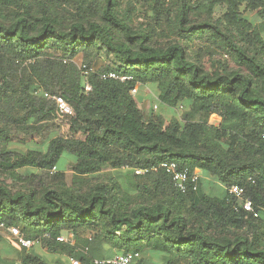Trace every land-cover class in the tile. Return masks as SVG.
Returning a JSON list of instances; mask_svg holds the SVG:
<instances>
[{"label":"trees","instance_id":"1","mask_svg":"<svg viewBox=\"0 0 264 264\" xmlns=\"http://www.w3.org/2000/svg\"><path fill=\"white\" fill-rule=\"evenodd\" d=\"M123 1L0 0V224L80 263L138 252L135 264H264V0ZM137 4L146 16L135 25ZM100 52L114 66L88 75L86 93L73 60L82 54L94 67ZM110 71L131 79L100 78ZM136 85L152 86L164 107L221 123L145 118ZM42 92L71 105L67 123L85 138H48L42 151L13 155L16 135H40L56 116ZM64 154L75 161L70 184L58 170ZM170 161L200 170L225 196L205 194L201 180L180 193L161 170L123 169ZM234 185L257 217L228 194ZM82 232L94 233L86 254L55 240ZM21 264L48 263L27 254Z\"/></svg>","mask_w":264,"mask_h":264},{"label":"rangeland","instance_id":"2","mask_svg":"<svg viewBox=\"0 0 264 264\" xmlns=\"http://www.w3.org/2000/svg\"><path fill=\"white\" fill-rule=\"evenodd\" d=\"M123 1V0H122ZM125 3V1H123ZM123 3V4H124ZM145 8L143 7L142 4H137L136 5V14L137 17L135 19V25L141 24L143 22L142 19L146 16L145 13ZM221 10H217L216 15H219ZM250 15V14H249ZM260 22H257V24ZM199 44H202V42H195L191 48H193L190 51H196L195 48ZM90 54V53H88ZM201 54V62L204 65V67L209 70L211 69V62L212 60L210 59V56L204 55L203 51L200 53ZM215 58L220 59L221 57L216 56ZM225 59V58H224ZM73 63L75 64L76 68L80 67L83 64L89 63V60H87L86 57H84L82 54H79L74 60ZM114 59L106 57L104 52H100L96 54L94 61L92 62V65L96 70L103 69L105 67H113L114 66ZM135 98L138 107L141 109L143 115L145 118L148 117H153L157 118L160 117L164 124L167 125L169 124L172 120H176L180 126H184L189 122L192 123H197V122H202L204 120L207 121L208 125L217 127L221 123L220 117H218L216 114H211L209 116H206L205 114L197 113L194 114L190 111V107L188 105H179L178 107L175 108H167L162 105L157 100V95L155 94L154 88L152 86H138L135 94L133 95ZM68 103V102H67ZM69 104V103H68ZM70 105V104H69ZM71 106V105H70ZM54 119H51L48 123L45 124L44 130L40 135H32V136H24L22 134L16 135L14 137V142L9 146V151L15 155L18 153H24L26 150L32 149V150H37V151H42L44 150L47 139L48 138H54V137H64V138H78V139H84L85 135L80 133V132H72L70 130L69 124L67 123L66 119H60L58 118L57 114ZM24 141V142H22ZM75 161L72 155L69 154H64L63 157L58 162V170H62L65 173V179L68 184L71 183L72 179L74 178V174L72 171L73 165ZM108 170V169H106ZM114 176H116L121 184H125V174L123 172L118 173V172H112ZM205 175V174H204ZM205 184L206 182L203 183V190H205ZM217 196V195H215ZM67 233H63L62 236L65 239H68ZM82 236L80 240L78 241L77 248L78 250H83L85 248L84 245V240L87 239L88 237H92L94 233L92 232H82L80 233ZM40 248L43 250L44 247L39 245ZM8 248L7 246H1V248ZM52 254L49 256L50 259H55L57 253H51ZM55 256V257H54ZM66 256L69 257L68 254ZM10 257V256H9ZM7 257V258H9ZM53 257V258H52ZM49 259V260H50ZM59 259V256L58 258ZM9 261V259H6ZM80 264H87V263H80ZM174 264H186V262L179 261L178 263Z\"/></svg>","mask_w":264,"mask_h":264},{"label":"built area","instance_id":"3","mask_svg":"<svg viewBox=\"0 0 264 264\" xmlns=\"http://www.w3.org/2000/svg\"><path fill=\"white\" fill-rule=\"evenodd\" d=\"M169 0H166V2ZM83 75V82H84V91L90 92L91 86L88 83V75L94 73L95 68L92 66H87L85 64L78 67ZM102 80L110 79L119 82L129 81L131 78L125 75L117 74L116 72H108L102 73L100 75ZM138 85H136L131 91V95H134ZM41 93V91H38ZM43 97L46 98L48 101H51L54 104L55 113L57 114L58 118L60 119H68L74 116V111L71 106L63 99V97L59 95H51L47 92H42ZM124 170H130L136 176H142L146 173L152 171L157 172L159 170L163 171L167 176L170 177L173 187L180 193H185L189 190L195 192L198 189L199 182L201 180L200 174L197 170H193L192 172L188 170V168H182L179 164L175 161L170 162H162L157 166L151 167V169H130L128 167H124ZM56 167H53L50 170V174L56 172ZM228 194L234 196L238 201H240L242 209L252 214L254 217H257V213L254 211L252 201L248 198H245V190L243 187L234 185L227 189ZM0 231H6L9 235H11L16 243L25 249H30L33 246L39 244L37 240L27 239L24 235L20 233L18 228L15 227H6L3 224H0ZM58 243H70V239H65L62 235L58 236L56 239ZM83 254L88 252L87 247H85L82 251ZM140 254L138 252H127V253H120L115 254L109 258L103 259H94L92 264H135L137 261L140 260ZM66 264H80V261L73 258L67 257Z\"/></svg>","mask_w":264,"mask_h":264},{"label":"crops","instance_id":"4","mask_svg":"<svg viewBox=\"0 0 264 264\" xmlns=\"http://www.w3.org/2000/svg\"><path fill=\"white\" fill-rule=\"evenodd\" d=\"M197 171L201 177V189L205 194L211 197H217V198H223L225 196L226 189L224 186L217 183L216 181L209 178L208 176L204 175L203 172H201L200 170H197ZM204 182H206L205 190H203V187H202ZM81 237L82 236L78 234L77 236L78 240L76 241V239H74L70 234L68 235V239H70L71 245H77ZM7 245H8V248H4V247L1 248V246H7ZM39 245L43 246L44 249L42 250ZM49 252L51 253L58 252L59 254L57 255L55 259L53 257H52L53 259H50L51 257L49 258V256L52 254H49ZM27 254L38 256L42 260L47 262L48 264H66L67 257H68L66 256V253H61L60 251H55V252L49 251L46 248V246L42 244H37L30 249L22 248L16 243L15 239L11 235H9L6 231H0V259L1 261H4V263H8V264H21L22 257ZM58 256H59V259H57ZM6 259H9V261Z\"/></svg>","mask_w":264,"mask_h":264}]
</instances>
